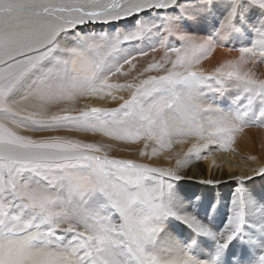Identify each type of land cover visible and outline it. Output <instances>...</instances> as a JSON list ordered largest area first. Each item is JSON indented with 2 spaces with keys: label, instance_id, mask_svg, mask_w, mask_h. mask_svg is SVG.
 I'll return each instance as SVG.
<instances>
[{
  "label": "snow or ice",
  "instance_id": "snow-or-ice-1",
  "mask_svg": "<svg viewBox=\"0 0 264 264\" xmlns=\"http://www.w3.org/2000/svg\"><path fill=\"white\" fill-rule=\"evenodd\" d=\"M0 264H264V0H0Z\"/></svg>",
  "mask_w": 264,
  "mask_h": 264
},
{
  "label": "bare ground",
  "instance_id": "bare-ground-1",
  "mask_svg": "<svg viewBox=\"0 0 264 264\" xmlns=\"http://www.w3.org/2000/svg\"><path fill=\"white\" fill-rule=\"evenodd\" d=\"M152 55H159V54H152ZM229 55H236V53H226L223 50H218L216 53L213 54V57L206 62L205 67L211 69L219 60H222L223 58L229 56ZM257 133L256 129L252 130V134L255 135ZM207 167V165H205Z\"/></svg>",
  "mask_w": 264,
  "mask_h": 264
},
{
  "label": "rangeland",
  "instance_id": "rangeland-1",
  "mask_svg": "<svg viewBox=\"0 0 264 264\" xmlns=\"http://www.w3.org/2000/svg\"><path fill=\"white\" fill-rule=\"evenodd\" d=\"M206 64V63H205Z\"/></svg>",
  "mask_w": 264,
  "mask_h": 264
}]
</instances>
